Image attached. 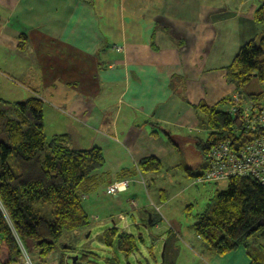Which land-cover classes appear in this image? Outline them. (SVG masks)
<instances>
[{
  "label": "crops",
  "instance_id": "0c3cea01",
  "mask_svg": "<svg viewBox=\"0 0 264 264\" xmlns=\"http://www.w3.org/2000/svg\"><path fill=\"white\" fill-rule=\"evenodd\" d=\"M262 4L264 0H0V97L41 98L46 136L66 134L72 149L102 151L104 166L94 173V185L84 198L127 180L133 197L142 190L147 194L137 217L143 224L153 216L157 226L167 219L160 210L169 202L158 185L159 173L162 168L176 169L180 176L185 171L193 185V176L204 170L195 143L205 139L207 130L193 106L227 99L220 107L230 113L239 92L228 83L225 67L262 32L254 20ZM21 35L27 38L22 48ZM249 105L255 106L243 98L241 106ZM189 147L201 157L199 171L183 163L181 150ZM148 157L161 161L159 172L139 171V161ZM150 203L160 206L158 213ZM210 261L250 263L244 246L212 254Z\"/></svg>",
  "mask_w": 264,
  "mask_h": 264
},
{
  "label": "trees",
  "instance_id": "16d2710c",
  "mask_svg": "<svg viewBox=\"0 0 264 264\" xmlns=\"http://www.w3.org/2000/svg\"><path fill=\"white\" fill-rule=\"evenodd\" d=\"M254 20L262 32L238 49L225 71L236 92L264 112V90L246 91L254 78L264 83V4L256 9ZM26 39L20 36V48ZM227 101L193 106L203 115L201 125L207 130L205 139L195 143L203 161L209 149L222 140L240 146L256 136L242 129L238 116L220 107ZM103 166L100 148L72 149L66 134L47 138L41 98L7 101L0 97V264H23L22 252L29 253L32 248L45 258L64 234L87 228L89 220L81 196L92 188L94 173ZM161 168L155 157L138 163L141 173H156ZM205 169L204 163V170L194 175V180ZM227 182V188L195 215L192 231L216 255L244 246L249 264H264V245L248 244L253 236L264 237V187L251 177ZM143 223L153 226L155 220L151 216L150 224L148 218ZM116 234L114 228L104 231L103 242L111 246ZM116 244L125 255L135 249L134 238L125 233L117 236ZM107 264L116 261L107 260Z\"/></svg>",
  "mask_w": 264,
  "mask_h": 264
},
{
  "label": "rangeland",
  "instance_id": "374dc122",
  "mask_svg": "<svg viewBox=\"0 0 264 264\" xmlns=\"http://www.w3.org/2000/svg\"><path fill=\"white\" fill-rule=\"evenodd\" d=\"M258 26L261 31V25ZM263 90L264 83L255 78L246 87L247 92L257 93ZM181 157L186 168L199 171L197 165L201 163V157L197 151L190 147L183 148ZM183 172L180 176L176 169L162 168L159 173L158 185L167 191L169 202L166 209L160 210L166 213L167 219L162 220L157 226H146L137 217V210L143 203L141 199L145 200L147 197L144 190L137 197L132 196V188L117 194L116 197L106 194L105 190L91 192L86 198L83 194L82 205L88 215L89 226L64 234L57 242L55 250L45 258H40L34 248L29 253L23 251L22 263L107 264V260L114 259L116 264H210V257L214 253L196 239L192 224L201 207L205 206L209 198L215 196L217 192L225 190L228 182L190 185L192 179ZM130 199L136 201L133 210ZM149 206L160 207L153 203ZM112 228L117 234L113 244L107 246L102 235L104 231ZM123 233L134 238L135 249L129 255H125L117 248V236ZM248 244L262 246L264 237L253 236L248 240Z\"/></svg>",
  "mask_w": 264,
  "mask_h": 264
},
{
  "label": "built area",
  "instance_id": "2783aa9c",
  "mask_svg": "<svg viewBox=\"0 0 264 264\" xmlns=\"http://www.w3.org/2000/svg\"><path fill=\"white\" fill-rule=\"evenodd\" d=\"M243 96H235L232 100L231 115L238 116V123L249 135H256L240 146L233 145L229 140H222L212 146L205 156V171L196 178V184L229 181L233 178L251 177L264 187V112L254 106L242 107ZM128 181L121 180L109 184L106 194L116 196L125 192ZM131 209H135L136 201L130 199ZM155 212L159 208L152 207ZM123 219V216H121Z\"/></svg>",
  "mask_w": 264,
  "mask_h": 264
},
{
  "label": "water",
  "instance_id": "95a60500",
  "mask_svg": "<svg viewBox=\"0 0 264 264\" xmlns=\"http://www.w3.org/2000/svg\"><path fill=\"white\" fill-rule=\"evenodd\" d=\"M239 94H241V93H239ZM243 98L245 99V96L243 95ZM151 216L150 215H148V224H150L151 223V218H150Z\"/></svg>",
  "mask_w": 264,
  "mask_h": 264
}]
</instances>
